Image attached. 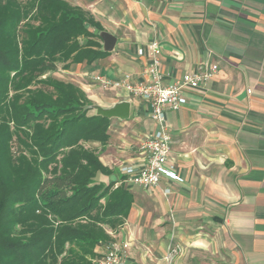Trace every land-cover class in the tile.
I'll return each instance as SVG.
<instances>
[{
    "label": "crops",
    "instance_id": "1",
    "mask_svg": "<svg viewBox=\"0 0 264 264\" xmlns=\"http://www.w3.org/2000/svg\"><path fill=\"white\" fill-rule=\"evenodd\" d=\"M64 1L116 43L109 55L61 66L53 78L78 87L90 107L130 105L127 121L110 119L107 144H95L113 172L99 181H115L132 196L123 224L105 229L106 243L128 244L127 264H264V0ZM151 41L162 47L164 85L217 70L184 91L183 107L165 112L168 161L180 182L161 179L145 190L119 168L141 162L139 143L155 131L148 103L123 89H101L94 78L142 80Z\"/></svg>",
    "mask_w": 264,
    "mask_h": 264
},
{
    "label": "trees",
    "instance_id": "2",
    "mask_svg": "<svg viewBox=\"0 0 264 264\" xmlns=\"http://www.w3.org/2000/svg\"><path fill=\"white\" fill-rule=\"evenodd\" d=\"M94 29L64 0H0V264H90L127 217L131 194L84 146L107 144L110 119L48 76L109 55Z\"/></svg>",
    "mask_w": 264,
    "mask_h": 264
},
{
    "label": "built area",
    "instance_id": "3",
    "mask_svg": "<svg viewBox=\"0 0 264 264\" xmlns=\"http://www.w3.org/2000/svg\"><path fill=\"white\" fill-rule=\"evenodd\" d=\"M102 1V0H100ZM162 47L159 42L151 41L147 45V65L142 80H133L128 74L120 79L108 80L105 77L94 78L101 89H123L130 97L148 103L149 118L155 125V131L139 143L142 153L140 163L121 166L119 172L128 181H134L141 188L148 190L159 185L161 179L169 182H180L175 166L168 161L171 146V134L165 123L166 110L177 111L186 104L183 95L185 90H196L215 74L217 67L212 66L202 73L196 70L185 74L166 85L162 83L160 72V55ZM165 189L163 194H170ZM128 244L104 243L95 249L93 264H127L126 250Z\"/></svg>",
    "mask_w": 264,
    "mask_h": 264
},
{
    "label": "water",
    "instance_id": "4",
    "mask_svg": "<svg viewBox=\"0 0 264 264\" xmlns=\"http://www.w3.org/2000/svg\"><path fill=\"white\" fill-rule=\"evenodd\" d=\"M85 28L88 29V25H85ZM92 32L94 35H98L101 39L102 51L111 53L116 43V38L107 32H98L96 29H94ZM90 108L95 111V115L106 119L114 118L120 121H127L130 115V105L127 102L116 103L109 109H103L98 106H92Z\"/></svg>",
    "mask_w": 264,
    "mask_h": 264
},
{
    "label": "rangeland",
    "instance_id": "5",
    "mask_svg": "<svg viewBox=\"0 0 264 264\" xmlns=\"http://www.w3.org/2000/svg\"><path fill=\"white\" fill-rule=\"evenodd\" d=\"M58 65V68H60L62 65L61 64H57ZM48 76H52L53 77V75H52V73H50V74H48ZM57 78H59V77H57ZM101 91V90H100ZM88 115H95V111L94 110H89V112H88ZM84 146H86V147H91V148H96V146H95V144H85ZM93 259H94V257L92 258H90L89 259V262H90V264H93Z\"/></svg>",
    "mask_w": 264,
    "mask_h": 264
}]
</instances>
